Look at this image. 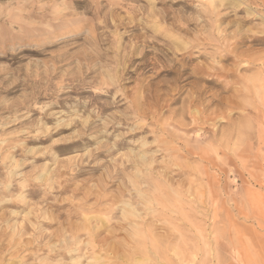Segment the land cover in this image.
<instances>
[{"label": "rangeland", "instance_id": "rangeland-1", "mask_svg": "<svg viewBox=\"0 0 264 264\" xmlns=\"http://www.w3.org/2000/svg\"><path fill=\"white\" fill-rule=\"evenodd\" d=\"M107 263L264 264V0H0V264Z\"/></svg>", "mask_w": 264, "mask_h": 264}, {"label": "bare ground", "instance_id": "bare-ground-1", "mask_svg": "<svg viewBox=\"0 0 264 264\" xmlns=\"http://www.w3.org/2000/svg\"><path fill=\"white\" fill-rule=\"evenodd\" d=\"M211 1V0H210ZM235 1V0H234ZM208 3V2H207ZM206 3V4H207ZM256 8V7H255ZM258 8V7H257ZM260 17V16H259ZM216 25V24H215ZM153 27V26H152ZM181 43V42H180ZM209 45V44H208ZM194 47V46H193ZM199 48V47H198ZM141 159V158H140ZM149 167H151V166H149ZM174 167V166H173ZM147 168V167H146ZM157 174V173H156ZM159 174V173H158ZM162 176V175H161ZM157 178V177H156ZM160 179V178H159ZM137 180V179H136ZM142 181V180H141ZM142 183V182H141ZM176 187H178V186H176ZM134 188V187H133ZM131 189V188H130ZM132 190V189H131ZM136 190V189H135ZM143 190H144V188H143ZM147 190V189H146ZM133 191V190H132ZM203 192V191H202ZM181 194V193H180ZM196 195V194H195ZM175 196V195H174ZM179 196V195H178ZM181 197V196H180ZM163 198V197H162ZM203 198V197H202ZM148 201H150V200H148ZM198 201V200H197ZM184 203V202H183ZM126 204V203H125ZM121 205V204H120ZM144 205V204H143ZM146 207V206H145ZM132 211V210H131ZM133 212V211H132ZM134 217V216H133ZM211 222V221H210ZM157 225V224H156ZM256 227V226H255ZM147 236V235H146ZM150 239V238H149ZM152 245H155L154 243H151ZM151 245V246H152ZM238 253V252H237ZM149 254V253H148ZM154 257V256H153ZM161 260V259H160ZM154 261V260H153ZM152 261H150V263H151ZM163 263V262H162ZM107 264H109V263H107Z\"/></svg>", "mask_w": 264, "mask_h": 264}]
</instances>
